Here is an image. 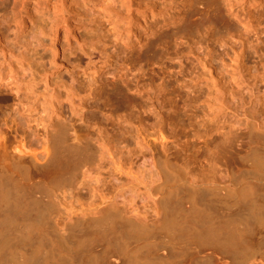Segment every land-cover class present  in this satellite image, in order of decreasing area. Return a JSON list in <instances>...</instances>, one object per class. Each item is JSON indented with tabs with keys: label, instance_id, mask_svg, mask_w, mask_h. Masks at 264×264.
Instances as JSON below:
<instances>
[{
	"label": "rangeland",
	"instance_id": "rangeland-1",
	"mask_svg": "<svg viewBox=\"0 0 264 264\" xmlns=\"http://www.w3.org/2000/svg\"><path fill=\"white\" fill-rule=\"evenodd\" d=\"M169 1L163 20H151L134 0H124L116 23L103 14L109 0H0L1 117L24 107L26 142L41 141L44 114L29 102L47 81L63 123L76 135L92 122L124 160L139 155L144 139L170 168L195 172L213 185L229 183L231 173L246 167L240 153L251 145L250 122L264 119V0L243 5V34L225 11V0H191L186 9L183 0ZM40 31L43 44L37 45ZM19 50L26 53V67H19ZM12 77L24 86L17 88ZM220 79L224 92L216 87ZM70 134V144L79 143ZM81 147L85 155L78 158L88 161L77 169L66 154L62 163L67 169L74 163L75 173L65 169L67 181L52 189L59 222L74 206L95 201L100 189H113L114 195L131 185L128 179L106 181L95 141ZM204 255H193L188 264H216Z\"/></svg>",
	"mask_w": 264,
	"mask_h": 264
},
{
	"label": "bare ground",
	"instance_id": "bare-ground-1",
	"mask_svg": "<svg viewBox=\"0 0 264 264\" xmlns=\"http://www.w3.org/2000/svg\"><path fill=\"white\" fill-rule=\"evenodd\" d=\"M123 1L109 0L104 16L121 23ZM190 1L183 0L182 7L186 9ZM226 1L225 11L233 14L238 33L243 34V5L263 0H235L233 5ZM134 2L136 10L149 14L151 20L155 16L163 20L171 1ZM223 25L228 32L229 22ZM35 38L37 45L42 43L41 31ZM25 51L19 50V67H26ZM238 60L235 58L236 68L242 65ZM11 80L17 88L24 86L16 78ZM222 82L220 79L216 87L224 92ZM48 87L45 81L42 93L37 91L32 96L33 91H26L33 97L31 109L37 106L44 114L39 118L43 125L41 141L26 142L24 107H15L10 114L4 112L6 117L0 115V264H188L199 254L216 264H264V119L250 122L251 145L240 153L246 167L231 173L229 183L213 185L207 178L196 177L195 172L179 166L170 168L144 139L139 143V155L124 160L123 153L113 148L95 123L86 124L84 133L76 135L63 123L55 95ZM73 98L69 100L73 102ZM70 133H74L72 142L80 144H70ZM94 141L105 163L101 168L108 170L106 181L128 179L131 185L114 195L113 189H100L95 201L72 206L66 221H56L52 189L67 181L62 180L67 171L73 169L75 173L74 163L65 168L64 156H71L72 162L74 157L79 169L88 161L81 160L85 155L82 144ZM161 141L165 145L163 137Z\"/></svg>",
	"mask_w": 264,
	"mask_h": 264
}]
</instances>
